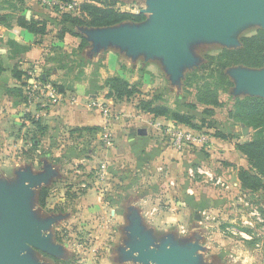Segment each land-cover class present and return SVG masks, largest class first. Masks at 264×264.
<instances>
[{"label":"crops","instance_id":"obj_1","mask_svg":"<svg viewBox=\"0 0 264 264\" xmlns=\"http://www.w3.org/2000/svg\"><path fill=\"white\" fill-rule=\"evenodd\" d=\"M47 1L45 6L46 2L42 4L41 0H0V14H9L13 17L9 27L0 25V50H4V54H0L4 67V72L0 74V136L6 137L0 141V151L3 150L1 147L3 145L6 146L5 151L12 152L22 148L21 152L22 150H24L23 153L29 152L27 142L12 141L14 124L17 125L22 119L27 120L28 114L32 117L37 116V120L47 128L50 135L43 141L44 148L38 144L34 151L40 157L35 162L32 161L34 164L32 178L21 175L24 172L28 174V170H20V175L24 179L19 182L27 186L26 193L30 196L31 193L38 194L37 188L45 184L42 159L44 151L49 150L53 153L51 156L55 158L53 186L58 187V190H56L57 187L53 188V197H57L55 199L58 200L59 207L55 206L52 209L53 213L59 215L60 209L67 211L75 222H79L77 224L85 228L90 229L94 224L110 227L111 220L126 214L139 216L133 207L134 202L149 194L163 195L165 189L173 200H182L185 203L190 223L192 217H195L193 225L195 235L200 232V226L205 223V217L217 221L216 218L238 216L233 208L242 205L243 200L250 199L257 193L243 190L238 179L237 170L248 169L249 164L236 149V145L248 140L243 135V125L239 128L238 125L230 124L232 121L229 112L233 110V107L225 115L227 122L221 121L223 114L220 111L226 106L215 109V115L211 118L214 127L202 130L209 133L211 137L212 143L209 149H175L170 142V131L177 128L189 129V127L142 113L129 102H115L108 99L109 89L105 83L110 77H121L131 85L138 86L141 94L132 100L133 102L143 99L140 97L150 99L154 96H162L164 98L165 94H171L170 86L176 89L184 88L183 80L188 73L186 69L182 72V77L178 79L179 74L169 66L164 53L132 49L107 39L108 33L112 30L123 25H133L132 22H125L110 29L86 28L84 30L88 31V34L83 35L77 27L62 24L63 13L54 5H50L57 2L56 0ZM79 1L82 4L86 0ZM16 16L17 18L25 16L28 21L45 22L48 29L47 35L36 36L19 27ZM64 29L67 32L63 34ZM98 35L100 37L97 38ZM81 37H84L89 45L92 39L96 40L98 46L88 53L89 46L80 48ZM109 52L116 56L115 69L107 62ZM60 55L68 58L63 64L65 69H59L58 65L48 62L51 57ZM204 56L201 58L203 59ZM140 60L147 67L140 69L139 77L133 63ZM17 65L22 71L32 76V79L29 78V83H32L34 78H39L44 69H53L51 81L65 84L69 90L65 94L60 93L62 97L57 103L44 107L47 109L42 111L39 106L30 101L27 104H17L6 94L8 88L19 87L21 84L13 77V70ZM149 65L155 67L156 71L147 72ZM178 69L182 70L181 65ZM29 70L36 76L29 73ZM67 71L71 72L67 74ZM146 80H150L151 86L146 83ZM24 92L26 95L25 88ZM221 102L224 104L222 100ZM192 104L197 105V108L205 109L204 106L198 105L196 97ZM104 106L112 107L114 111H117L118 121L112 126H109L111 119L105 118L103 114ZM119 111L122 113L119 114ZM140 130L145 133L140 135ZM217 132L227 138L216 137ZM47 133L41 135L46 136ZM250 134L249 129V136ZM26 139L24 138L25 141ZM65 164H68V168H73L70 169L71 172L74 170L73 173L67 174L68 184L73 187L68 188L71 191L68 190L62 195L60 184L65 179H63V173L59 171L65 167ZM0 165H2L1 162ZM38 167L41 171H37ZM198 167H205L216 176L225 179L228 188L216 189L203 177H191L190 171ZM7 181L0 178L1 183ZM8 184L9 182L5 186ZM112 187L114 190L111 189ZM30 196H26L25 199L29 208L34 206L32 213L35 214L34 209H39L36 204L28 200ZM65 202L68 203L66 205L68 208H61ZM124 203H128L127 210ZM109 215L112 217L111 220L107 218ZM88 217L103 218L89 222ZM123 226L124 224L119 228L122 230L125 228ZM126 230H133V228L126 226ZM197 237L198 235L195 238L196 247H198Z\"/></svg>","mask_w":264,"mask_h":264},{"label":"rangeland","instance_id":"obj_2","mask_svg":"<svg viewBox=\"0 0 264 264\" xmlns=\"http://www.w3.org/2000/svg\"><path fill=\"white\" fill-rule=\"evenodd\" d=\"M44 1L46 4H44ZM114 1H116V8L119 11L134 15L143 14V10L152 11L155 9H160V7L167 6L172 2V0ZM41 3L46 6L48 1L41 0ZM50 5L53 4L51 3ZM144 15L146 16L145 21L140 23L132 22L133 25L128 24L126 26H120L118 29L113 30V32L121 30H142L158 27L159 23L157 20H155L153 14ZM78 29L81 31V34H88L85 32L86 30H84L86 28ZM258 29H264V20H244L240 24L236 25L232 30L233 42L228 44H225L219 40H210L206 38L205 35L199 33L195 38L187 40L190 43L189 44L187 42L189 52L192 55L190 57L193 61H190V65H186V68H183L181 71L183 72L184 69H186V73L188 72L187 74H189L195 69L200 68V66L204 63V58L202 59L201 56L216 55L220 52V49L223 48H239L241 46V38L255 35ZM98 37L100 36L98 35L97 38ZM88 46L90 48L88 53H90L98 46V43L96 40L92 39V43H90V45L88 44ZM54 58H59V56H54ZM62 58H64L62 63L52 64L63 65L67 62L68 58L64 55ZM133 67L136 70L139 68L140 72V69L143 67L145 69L147 66L144 64V62H142V60H140L137 63H133ZM70 72L71 71H67V74ZM255 72L264 74V68L260 69L259 71L257 69L236 66L226 71L233 86L230 88L223 87L220 89V98L224 102L223 106H226L220 110L223 114L221 121L227 122L225 115L232 107H234L236 100L242 99L244 97H251L250 95L253 94V91L243 86V83L241 82V76ZM29 73H31L33 76H36V74L32 71ZM27 75L30 76V79H32L30 74ZM163 78L165 80L164 75ZM33 80L32 83H29V85L25 87L26 96L28 98L32 89H39L42 85H46L41 83L39 78H34ZM26 81H28V79H26ZM201 82L204 81H199V83ZM209 82L215 83L212 80ZM185 83L186 78L183 80L184 88L182 89H176L170 86L171 88L169 87V89L171 90V94L164 95L165 99L163 98V103L173 109L179 110L181 108L182 113H187L190 115L193 113L192 115H197V118L200 119L202 116H204V110L200 108H197L196 110L190 108V105H192L194 101V97H196V90L190 89L189 91L186 89ZM192 90L193 92H191ZM40 93L41 91L39 94ZM138 96L139 95H136L132 97L130 101L124 102H129L131 105H134L133 107L136 106V108H138L140 101L146 99L144 97H140L143 99L133 102L132 100ZM31 103L36 104L37 107L39 106L41 111L47 109L44 107L53 106V104L48 102H45L47 104H44V102L40 103L38 99L33 101L31 100ZM105 108L111 113V125L109 124V126H112L118 121L119 116L116 114L117 111H114L112 107L107 106ZM118 113L120 114L122 112L119 111ZM30 118L38 121L37 116H31ZM23 120L24 119H22V121L17 125L14 124V128L12 130L14 137H12V141L22 140L25 143L27 142L29 152L23 153L24 150L21 152L22 148H18L12 152L5 151L6 146L3 145L1 146L3 150L0 151V162L2 163V165H0V178L2 180L7 179V182H9L7 186H5L7 182H0V192H7L11 197L16 196L15 198L17 199L24 198L25 194H27L26 192H28L26 188L27 186L19 182V180L24 179V177L21 175H26L27 177L32 178L31 173L33 175L34 171V167H32L34 164L32 161L35 162V160L39 159L40 157V155H37L34 152L36 150L32 148V144L37 143L40 145V147L44 148L43 141L46 140L45 138L50 137L49 131L46 130L48 135L43 136L37 130L34 124L28 120V118V121ZM26 121L28 123H26ZM209 121H211V119ZM232 122H230V124L235 126V124ZM238 126L239 128L241 127L240 125ZM240 133L241 132L239 131V135ZM252 134L253 132L251 131L250 136L245 139L249 140ZM239 137L242 138V136ZM24 138H27L26 141ZM3 139H6V137L4 138L3 136H0V141H3ZM12 141H10V143H12ZM107 144L109 145V142ZM81 154L84 155L82 151ZM43 155L44 158L41 159L43 161L42 171L44 172L43 175L45 177V184L41 185V190L40 188H37V190L39 189L38 194L35 192V194L31 193V196L29 194H27V196H30L28 197V200H31V203L36 204L39 209L37 210L35 208V214H33V217L35 216L37 221L34 222L32 220V216L30 219L36 223V225H44L43 236L47 239L46 246L40 249L25 248L22 253V260L27 264H100V259L104 256L105 246L112 244V241L109 239V237L113 234V225L110 224V227H107L103 226L102 224H94L93 227L89 229L77 224L79 222H75L67 213V211L60 209L61 213L59 215H56L57 213L54 214V210L52 209L55 206L59 207V204H57L58 200L55 199L57 197H53V188L57 187L53 186V169H55L53 160L55 158L51 156L53 153L49 150H45ZM39 167L37 168V171H41V168ZM70 169L73 168H68V164H65V167H62L59 171L63 173V179H65L64 182L62 181L60 184V191H62V195L66 191L68 192V190L71 191V189H68L71 187V185L68 184L69 177H67V174L71 172ZM20 170H28V174L24 172L20 175ZM111 189L114 190V187ZM56 190H58V187ZM41 199H44V204H41ZM247 201L249 203L248 205L242 204L237 206L235 209L233 208V210L238 213V216H225L221 217V219L216 218L217 221L211 219L210 217L207 219L205 217V223L200 226V232L197 233V254L195 253V238L197 236L195 235V232L193 236L187 240L177 239L173 235L156 234L151 230L147 231L148 228H146L144 222L141 224L142 220L140 216H134V214L130 216L126 214L123 216L125 219L127 218L123 226L125 228L121 230L118 227V232L121 236V242L112 246V259L114 264H157L154 261L142 259V257L139 255L140 249L157 252L159 255L165 254L166 249H170L181 254L188 252L191 254L192 258H194L192 264H244L245 258L248 256L254 257V259L250 261V264H264V224L257 223L256 218L252 216V211L257 208L260 209L264 215V192H257L256 195H252L250 199H247ZM63 205L64 206H61V208H68L66 206L68 205L67 202H65ZM124 205L125 210H127L128 207L126 205H128V203H124ZM33 207L34 206H31V208L28 207L29 213L32 212ZM99 218L103 217H88V221H98ZM107 218L109 220L112 219L110 215L107 216ZM5 219V214L0 210V226L3 225ZM70 220L73 221L70 222ZM194 221L195 217H192V225H194ZM247 223H252V226L248 225ZM126 226H132L133 230H126ZM105 228L108 229L106 230ZM247 230L250 233L247 232ZM240 232L245 233L248 237L246 238L241 236ZM209 237H214L211 240L212 248L208 247L210 242ZM216 249H218V251H214Z\"/></svg>","mask_w":264,"mask_h":264},{"label":"trees","instance_id":"obj_3","mask_svg":"<svg viewBox=\"0 0 264 264\" xmlns=\"http://www.w3.org/2000/svg\"><path fill=\"white\" fill-rule=\"evenodd\" d=\"M56 1L61 4H70L75 0ZM116 4L114 0H86L80 4L78 15L63 13L61 15L62 24L65 26L71 24L77 28L101 29L114 27L125 22L140 23L146 20L144 14L134 15L119 11ZM16 19L19 27L36 36L43 37L48 33L45 22L28 21L25 16ZM12 21L13 19L9 14H0V25L9 27ZM66 32L64 29L62 33ZM81 39L80 48L84 49L88 46V42L84 37ZM62 56L59 58L51 57L48 62L60 64L64 61ZM236 66L257 70L264 68V29H258L253 36L241 38V46L237 49L223 48L215 56L205 55L204 63L200 68L187 74L185 86L187 89L196 90L197 103L205 107L203 115L206 118L211 119L215 115V109L223 107L219 94L220 89L233 86L226 71ZM57 68L65 69L66 67L58 65ZM3 72L4 67L0 58V74ZM52 72L53 69H44L39 81L43 84L49 83L59 93L65 94L69 90L68 87L65 84L51 81ZM13 77L21 84L19 87L8 88L6 94L13 98L17 104L29 103V98L24 92V88L29 85L30 77L27 72L22 71L17 65L13 70ZM201 80L204 82L199 83ZM210 80L215 83H210ZM105 86L109 89L107 98L115 102L130 101L132 97L141 94L138 86L131 85L121 77H110ZM190 108L196 110L197 105L192 104ZM137 109L155 118H165L177 125L187 126L196 131L214 127L213 122L209 121L210 119L207 120L205 117V119H199L194 115L182 113L165 105L162 96H154L140 101ZM26 117L41 134L46 132L47 128L43 127L40 121L31 119L29 114ZM229 117L235 125H243L253 132L250 140L236 145V149L249 164L248 169L239 168L237 170L241 187L251 193L264 192V98L252 96L236 100L233 110L229 112ZM215 136L222 139L227 138L220 132H217ZM37 147V143L32 144V148L35 150ZM43 200L41 199V204H44ZM247 232L249 231L247 230Z\"/></svg>","mask_w":264,"mask_h":264},{"label":"water","instance_id":"obj_4","mask_svg":"<svg viewBox=\"0 0 264 264\" xmlns=\"http://www.w3.org/2000/svg\"><path fill=\"white\" fill-rule=\"evenodd\" d=\"M142 13L153 14L159 23L158 27L117 32L112 30L107 39L132 49L164 53L169 66L179 74V79L182 77L179 66L183 69L193 61L187 40L201 33L210 40L225 44L233 42L232 30L236 25L247 19L264 20V0H172L167 6L152 11L143 10ZM0 54H4V50H0ZM241 82L253 91L251 97L264 98V74H244ZM144 133L143 130L139 131L140 135ZM243 135L249 136V128L243 126ZM15 197L0 192V210L6 216L0 226V264H27L22 260L25 248L40 249L46 246L44 225L34 223L37 218L28 212L29 204L25 197ZM139 255L157 264H192L194 260L188 252L181 254L170 249H166L163 255L140 249Z\"/></svg>","mask_w":264,"mask_h":264},{"label":"clouds","instance_id":"obj_5","mask_svg":"<svg viewBox=\"0 0 264 264\" xmlns=\"http://www.w3.org/2000/svg\"><path fill=\"white\" fill-rule=\"evenodd\" d=\"M107 62L112 65L113 69L116 68V56L112 52L108 53ZM155 71V67L152 65L148 66L147 72L153 73ZM137 72H139V68ZM146 83L151 86L150 80H146ZM133 207L139 213L146 228L156 234L173 235L181 240L190 239L194 234V227L189 221L185 203L182 200H173L168 194L167 189H165L163 195L153 196L149 194L136 200ZM125 222L126 219L123 216L110 221L113 225V234L109 237L112 244L105 246L104 256L100 259V264H114L112 259V246L121 242L118 227ZM213 238L209 237V248H212L211 240ZM214 251H218V249ZM253 259L254 257L251 256L246 257L244 264H250V261Z\"/></svg>","mask_w":264,"mask_h":264},{"label":"built area","instance_id":"obj_6","mask_svg":"<svg viewBox=\"0 0 264 264\" xmlns=\"http://www.w3.org/2000/svg\"><path fill=\"white\" fill-rule=\"evenodd\" d=\"M81 2L79 0H75L70 4H61L58 2H53V5L58 8L61 13L68 14H77L79 11V6ZM41 93L39 94V92ZM61 94L54 89L51 85L46 84L42 85L39 89H32L29 93V99L55 104L60 99ZM103 114L105 118L111 119V113L105 107L102 108ZM170 142L171 145L177 150H182L185 148H200V149H209L212 140L209 136V133L206 131H196L192 129L185 128H177L170 131ZM191 177L200 176L205 179L206 182L210 183L216 189H227V182L222 177L216 176L213 172L207 170L205 167H198L196 170L190 171ZM245 196V195H243ZM245 205H248L247 200H243L242 202ZM252 216L256 218L257 223L264 224V215L260 211V209H254L252 211ZM252 226V223H247ZM244 232V231H243ZM241 236L248 237L245 233L240 232Z\"/></svg>","mask_w":264,"mask_h":264}]
</instances>
